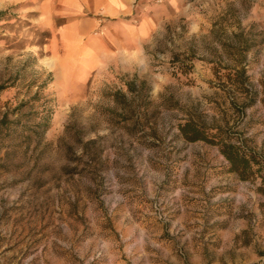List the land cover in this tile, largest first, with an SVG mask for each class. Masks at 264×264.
I'll return each mask as SVG.
<instances>
[{
	"label": "rangeland",
	"instance_id": "1",
	"mask_svg": "<svg viewBox=\"0 0 264 264\" xmlns=\"http://www.w3.org/2000/svg\"><path fill=\"white\" fill-rule=\"evenodd\" d=\"M118 1L0 0V264H264L258 180L179 130L264 162V0Z\"/></svg>",
	"mask_w": 264,
	"mask_h": 264
},
{
	"label": "trees",
	"instance_id": "2",
	"mask_svg": "<svg viewBox=\"0 0 264 264\" xmlns=\"http://www.w3.org/2000/svg\"><path fill=\"white\" fill-rule=\"evenodd\" d=\"M9 19L10 18L7 17V10H0V22L7 21ZM0 27H3V25H0ZM234 35L235 37H242L244 36V33L243 31H241L239 33H235ZM241 43L246 46L245 40H241ZM248 50L249 47L247 46L244 52L240 51L237 54L238 56H242L243 58H245V52ZM213 69L217 77H225L226 81L231 82V84L235 88L245 90L247 93L246 95H255L256 92L253 89H249L247 83V81L249 82V77L247 75L246 66L242 63L241 60L239 61L238 59H235L232 65L226 67L213 66ZM180 70L181 72H187L189 68L188 70L183 68H181ZM128 87L131 92L137 91V89H135L136 85L128 83ZM4 88L5 86H0V91ZM116 94H121L117 96H121L124 100L126 99L125 94L120 92H117ZM33 95V98H36V95H39V92L37 91ZM136 96L139 97L140 95H135V97ZM250 99L251 102L249 103V105H252L255 99L251 98V96ZM8 122L9 121L7 119V116L3 117L0 120V124L6 125L8 124ZM48 123L49 116L47 119H43L38 122V126L43 127L42 133L48 129ZM179 130L181 134L189 141L203 140L208 143L217 145L221 153L229 162L230 170L232 172H235L243 180H258L259 185L257 189L259 192L264 194V162L258 157L255 152L248 149V147H246V145H244L242 141L240 142L234 137L226 135L225 131L222 130L220 127L212 131L205 125H200L199 123L194 122L192 120H188L183 124H180ZM83 157L87 158V164L90 167L95 166L97 164V153L85 149V155H83Z\"/></svg>",
	"mask_w": 264,
	"mask_h": 264
},
{
	"label": "crops",
	"instance_id": "3",
	"mask_svg": "<svg viewBox=\"0 0 264 264\" xmlns=\"http://www.w3.org/2000/svg\"><path fill=\"white\" fill-rule=\"evenodd\" d=\"M76 1L79 2L80 4H81V2L83 3V0H76ZM104 1H106L105 7H106L107 12L115 13V12H119V10H121L120 1H118V0L117 1L116 0H104ZM76 3L74 5H77ZM116 3H119V4H117L118 5L117 7H116Z\"/></svg>",
	"mask_w": 264,
	"mask_h": 264
}]
</instances>
